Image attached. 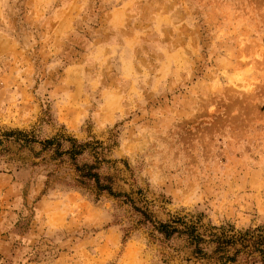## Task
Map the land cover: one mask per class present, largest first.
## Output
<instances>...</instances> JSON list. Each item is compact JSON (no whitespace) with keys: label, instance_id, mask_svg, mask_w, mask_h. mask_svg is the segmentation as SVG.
I'll use <instances>...</instances> for the list:
<instances>
[{"label":"clouds","instance_id":"9594fccd","mask_svg":"<svg viewBox=\"0 0 264 264\" xmlns=\"http://www.w3.org/2000/svg\"><path fill=\"white\" fill-rule=\"evenodd\" d=\"M0 264H264V0H0Z\"/></svg>","mask_w":264,"mask_h":264}]
</instances>
